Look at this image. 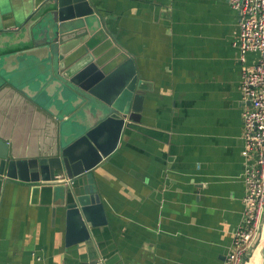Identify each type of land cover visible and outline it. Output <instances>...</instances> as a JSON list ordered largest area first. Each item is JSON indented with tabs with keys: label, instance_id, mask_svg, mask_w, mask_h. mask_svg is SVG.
<instances>
[{
	"label": "crops",
	"instance_id": "obj_1",
	"mask_svg": "<svg viewBox=\"0 0 264 264\" xmlns=\"http://www.w3.org/2000/svg\"><path fill=\"white\" fill-rule=\"evenodd\" d=\"M90 1L146 91L142 124L94 172L109 228L97 252L67 247L53 188L5 180L0 264H228L245 195L237 11L228 0ZM41 2L0 0V23L11 30Z\"/></svg>",
	"mask_w": 264,
	"mask_h": 264
},
{
	"label": "water",
	"instance_id": "obj_2",
	"mask_svg": "<svg viewBox=\"0 0 264 264\" xmlns=\"http://www.w3.org/2000/svg\"><path fill=\"white\" fill-rule=\"evenodd\" d=\"M33 15L0 23V182L52 187L66 246L97 252L109 220L94 172L142 124L146 91L90 0H42ZM241 264H264V209Z\"/></svg>",
	"mask_w": 264,
	"mask_h": 264
},
{
	"label": "built area",
	"instance_id": "obj_3",
	"mask_svg": "<svg viewBox=\"0 0 264 264\" xmlns=\"http://www.w3.org/2000/svg\"><path fill=\"white\" fill-rule=\"evenodd\" d=\"M237 11L239 34L234 47L245 65L242 78L245 196L243 218L234 233L228 264H241L254 242L264 209V0H228ZM255 56L252 64L248 56Z\"/></svg>",
	"mask_w": 264,
	"mask_h": 264
},
{
	"label": "rangeland",
	"instance_id": "obj_4",
	"mask_svg": "<svg viewBox=\"0 0 264 264\" xmlns=\"http://www.w3.org/2000/svg\"><path fill=\"white\" fill-rule=\"evenodd\" d=\"M243 180H244V173H243ZM245 184V183H244ZM245 196V195H244ZM243 199H244V197H243ZM242 202H243V200H242ZM243 205H244V202H243ZM244 211V210H243ZM237 229V228H236ZM236 231V230H235ZM235 231H234V233H235ZM233 239H234V236H233Z\"/></svg>",
	"mask_w": 264,
	"mask_h": 264
}]
</instances>
